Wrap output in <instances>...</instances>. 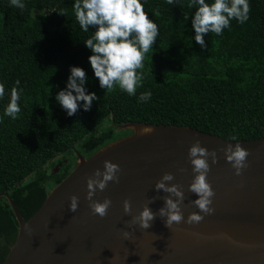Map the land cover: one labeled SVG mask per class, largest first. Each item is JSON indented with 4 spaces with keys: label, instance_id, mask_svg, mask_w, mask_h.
<instances>
[{
    "label": "trees",
    "instance_id": "16d2710c",
    "mask_svg": "<svg viewBox=\"0 0 264 264\" xmlns=\"http://www.w3.org/2000/svg\"><path fill=\"white\" fill-rule=\"evenodd\" d=\"M21 2L23 10L0 0V192L11 196L25 220L75 166V151L87 157L130 134L122 127L127 122L184 125L229 140L264 136V0H249L243 24L233 19L221 35L206 34L204 48L195 41L191 0H141L159 34L137 70L143 82L134 96L118 86L100 87L85 44L95 29H81L75 0ZM73 66L84 69L83 87L97 99L88 111L80 101L69 116L56 95L67 90ZM13 87L20 94L16 119L4 115ZM147 91L151 98L139 101ZM62 152L63 159L55 158ZM17 231L12 207L1 195L0 264Z\"/></svg>",
    "mask_w": 264,
    "mask_h": 264
},
{
    "label": "water",
    "instance_id": "95a60500",
    "mask_svg": "<svg viewBox=\"0 0 264 264\" xmlns=\"http://www.w3.org/2000/svg\"><path fill=\"white\" fill-rule=\"evenodd\" d=\"M132 132L115 139L85 157L75 151L72 170L47 193L40 207L25 220L11 196L8 199L18 231L1 264H264V136L250 140H229L184 125L153 124L138 121L122 126ZM152 128L140 135V129ZM199 140L201 146L215 149L216 164L211 163L207 180L215 195L211 215L199 223L165 226L157 215L151 227L128 228L132 216L124 213L123 201L130 200L132 215L138 214L150 198L148 207L156 213L164 206L162 190L154 185L165 172L175 179L169 184L182 186L185 193L182 211L187 219L200 212L190 201L198 199L188 190L194 178L188 157L189 147ZM239 143L249 151L248 167L240 176L226 161L223 149ZM110 160L120 166L119 182H109L97 190L94 200L112 203L105 217L94 215L86 197V178ZM186 171L180 172L178 169ZM79 197L75 212L69 210L70 196ZM175 199V197H173ZM32 229L25 230V225ZM132 232L125 239L122 231Z\"/></svg>",
    "mask_w": 264,
    "mask_h": 264
},
{
    "label": "clouds",
    "instance_id": "9594fccd",
    "mask_svg": "<svg viewBox=\"0 0 264 264\" xmlns=\"http://www.w3.org/2000/svg\"><path fill=\"white\" fill-rule=\"evenodd\" d=\"M166 2L173 5L175 0H166ZM10 6L21 10L25 8L21 0H10ZM194 6H196V11L192 18V27L195 30V41L201 48L206 47L204 40L206 34L221 35L224 29L230 27V21L233 19L243 24L249 19L251 10L249 0H213L212 3H206V0H191L188 7ZM73 8L75 18L84 32H88L90 27L95 29L94 34L85 41V44L92 52L88 59L95 77L99 80L100 87L106 91H113L118 86L128 95H136L137 89L142 86L143 82V72L137 70L143 69L145 54L153 48L159 34L158 25L149 19L141 0H75ZM86 80L84 69L73 66L67 81V90H61L56 95V100L69 116L79 110L80 101H83L84 110L88 111L93 100L97 99L94 92L86 93L83 87ZM19 83L16 81L17 85ZM4 95L5 87L0 84V98ZM150 98L151 92L147 91L140 93L138 100L145 102ZM19 99L20 94L17 88L13 87L9 103L4 110L5 116L12 119L18 117L21 111L18 104ZM152 131V128L145 127L140 129V135L149 134ZM232 139L236 138L232 137ZM223 152L226 161L235 170V175L240 176L243 169L248 167L249 151L236 143L235 146L228 144ZM188 157L192 172L195 174L188 190L198 196V199L190 203L198 207L200 212L189 213L185 220L182 211L185 193L181 185L166 183L173 181L175 177L172 173L165 172L154 185L157 192L162 190L168 194L162 197L164 206L156 213L148 207L156 197L150 198L136 215H132L130 200L123 201L124 213L132 216L131 221L128 222V228L138 224L141 229H148L158 215L170 231H175L173 226L182 222L187 224L201 222L204 219L201 212L204 215L214 213L215 209L211 207V204L215 192L207 180V174L210 171L209 157L211 163L216 164L218 162L217 152L215 149L209 150L201 146L197 140L189 147ZM178 171L184 172L186 169L180 168ZM120 172L121 169L117 163L104 160L103 170L97 168L93 175L86 178L85 199L89 201V208L94 215L101 218L107 215L112 203L111 199L105 197L103 202H100L94 200L93 197L97 190H105L110 181L119 182L118 173ZM69 199V210L75 212L78 208L79 197L72 195ZM25 230L29 233L32 231L27 224ZM122 235L125 239H130L132 232L124 230Z\"/></svg>",
    "mask_w": 264,
    "mask_h": 264
},
{
    "label": "flooded vegetation",
    "instance_id": "af4514ba",
    "mask_svg": "<svg viewBox=\"0 0 264 264\" xmlns=\"http://www.w3.org/2000/svg\"><path fill=\"white\" fill-rule=\"evenodd\" d=\"M63 155H64L63 152H62V153H59L55 158L63 159ZM61 164H62L61 161L57 162V163L52 167L53 171H54V172H57L58 169H59V167L61 166Z\"/></svg>",
    "mask_w": 264,
    "mask_h": 264
}]
</instances>
